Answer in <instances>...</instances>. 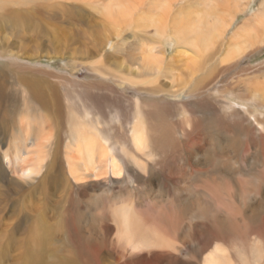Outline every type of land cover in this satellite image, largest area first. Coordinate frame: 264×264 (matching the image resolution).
Wrapping results in <instances>:
<instances>
[{
	"label": "rangeland",
	"instance_id": "rangeland-1",
	"mask_svg": "<svg viewBox=\"0 0 264 264\" xmlns=\"http://www.w3.org/2000/svg\"><path fill=\"white\" fill-rule=\"evenodd\" d=\"M224 1L213 7L228 18L233 16V25L217 44L213 60L201 62V52L173 40L172 25L166 41L156 36L152 22L161 17L166 4L175 16L189 19L204 11L210 0H126L128 17L117 21L105 15L107 0H0V98L5 99L0 102V264H157L156 250L127 252L121 260L117 250L128 246L109 244L117 240V226L111 217L102 219L105 212L130 207L143 230L172 240L160 209L169 208V215L185 224L192 208L204 209L202 199L183 213L175 201L177 196L180 201L189 198L187 182L175 186L161 166L143 157L139 166L134 165L130 141L125 151L117 153L124 169H109L95 178L73 175L72 164L78 160L75 140L82 131L88 135L93 124L113 138L119 135L121 141L131 136L134 124L141 129L146 125L149 137H154L157 160L173 148L180 161L191 148L208 150L206 128L192 131L201 116L211 117L210 125H223L229 130L223 131L242 144L239 163L227 162L238 171L234 178L240 186V202L233 197L231 174L224 168L230 150L213 147L208 166L195 165L189 157L183 171L211 172L210 178L197 180L193 190L231 217L264 213V28L255 30L253 38L258 39L235 62L217 63L240 42L235 33L263 9L264 0L244 1L238 11L233 1ZM155 44L164 48V54L150 52ZM151 64L161 70L150 71ZM191 87H197L193 97ZM29 99L39 117L21 112ZM100 107L105 112L101 116ZM232 120L243 124L231 128ZM220 138L225 137H215ZM252 142L262 155L258 162L253 159ZM17 148L27 160L19 168L11 163ZM22 167L34 168L38 174L24 178ZM136 173L153 174L155 180L138 182ZM219 176L223 188L217 184ZM97 236L109 240L101 249L94 240L87 243ZM222 246L234 264L245 262L239 249L245 250L246 262L251 263L250 244L232 241ZM197 251L198 244L187 246L180 258L201 264L204 255L197 258Z\"/></svg>",
	"mask_w": 264,
	"mask_h": 264
},
{
	"label": "bare ground",
	"instance_id": "bare-ground-1",
	"mask_svg": "<svg viewBox=\"0 0 264 264\" xmlns=\"http://www.w3.org/2000/svg\"><path fill=\"white\" fill-rule=\"evenodd\" d=\"M219 1L210 0L209 5L205 6L206 8L204 9V11L197 14L195 18H189V19L179 16L178 14H176L177 16H175V13L174 12L172 13L171 6L166 4V6L164 7V9L160 14L161 17H158V19H154V21L152 22V25L156 29L155 31L156 36L159 37L160 40L164 39L166 41L167 40L169 41L170 40L169 35L167 36L166 34L168 32L169 27L172 25L171 28L174 37V39L172 38L173 40H176L177 43L186 44L194 48L196 52H201L198 56L201 59V62L202 61L205 62L208 59L213 60L215 53L218 51V48L216 47L217 44L220 45L224 41V36L227 33L229 26L233 25L232 24L233 16L231 18H228L219 11L220 9L219 10L215 9L217 6L214 4ZM230 1H233V3L236 4L235 7L237 8L238 11V7L240 6V4L244 1L248 2L249 0H226L227 3ZM107 3H108L107 5L106 4L104 5V12L107 18H109L110 20L112 19L114 21H117V19L120 17L123 18L128 17L125 11H127V5L129 3L127 2L128 3L127 4L126 0H107ZM213 5L215 8L213 7ZM262 8L263 9H260V12H258L251 20L243 23V26L240 29H238V33L237 32L235 33L239 37L240 42L235 43L232 48H228V52L226 54L225 59L217 62L219 66L227 65L228 63H231L233 61L235 62V59L238 56L242 55L244 48L248 46L250 43L252 44V41L254 39L253 33L255 32V30H258L261 27L264 28V3L262 5ZM226 12L227 11H225V13ZM171 22L173 23L170 24ZM157 44L153 45V47L150 48V52H158V53L163 52L164 54V48L162 49V46L161 45L157 46ZM163 62H164L163 60H160L161 65ZM150 66H152L150 71L151 70L158 71L161 68L158 67L157 64L155 65L151 64ZM97 71L99 72L100 75L105 73L104 70H97ZM199 72H201V70H199ZM204 80L205 79H203L202 82H204ZM191 89L192 91L189 93V96L193 97V94L197 91V87L196 88L191 87ZM1 94L2 93L0 92V97ZM174 96H178V95L174 94ZM3 101H5V99L2 100L0 98V102L2 103ZM27 102L28 103H26L24 109H22L21 112H24L29 116L39 117L40 115L36 105L34 104V101L29 99ZM136 103L137 105H140L138 102ZM96 105L98 104L93 103V106ZM100 108L101 110H98L99 112L97 111L96 112L101 116V113H105V112L102 110V107ZM0 109H2L1 104H0ZM116 119L118 118L116 117ZM226 119L223 118V120ZM210 121H211V117L205 118L201 116V122L197 123L198 125H194V130L192 131V134H194V131H198V130L200 131V129H202L203 127L206 128L205 130L210 140L208 141L209 143L206 142L208 145V150L204 148L200 151V149L197 150L196 147L191 148L189 150V155L183 156L180 159V161L176 159V157H174L175 150H173V148H171L172 150L170 151V153L172 154L164 153L163 155H161V157L159 156V160H157L158 152L156 153V149L154 147L155 146L154 137L153 138L151 136L149 137L150 134L148 131L149 128L146 127V125L141 129L140 124L137 126L134 124L133 131H130L131 136L127 138H123L121 141L119 139L120 138L119 135L116 134L117 138H113L110 134H106L104 130L97 129L96 125H94L91 121L90 123L93 124V130L90 132H93L94 134L92 133L90 134L89 132V134L86 135V133L82 131L81 135H79L80 137L79 138L77 137L75 140L78 160H76V162L72 164L71 173L73 175L80 173V175L83 176L84 178H92V177L95 178L106 174L109 169L114 172L124 169V167L120 164V161L117 160L118 159L117 153L121 151H125L127 149V141H130L134 149V155H131L130 159H132L134 165L139 166V157L141 159L143 157V159L146 160L147 162L151 161L155 163L157 166H161L162 171H164L165 175L169 177V179L170 178L173 179L175 186H179L180 182H187L184 184V186L186 187L185 191L188 192V195L186 196H188L189 198L180 201L179 200L180 197L177 196V199L175 201L176 203H178L179 207H183L184 209L183 213H185L190 210V207L193 204L197 205V202L199 200L202 199L206 200V196L204 194L202 195V193H198L193 190V185L196 183L197 180L199 181L203 177L210 178L211 172L205 171L204 169V171L201 170L197 171L194 175L186 172L185 171L186 169L183 171L182 168L187 167L186 163L189 157H190V161L195 165L200 164V166L201 165L208 166L212 161L210 157V155L212 154V152L210 153L211 149L213 147L214 148L218 147L219 150L222 149H226V151L230 150L233 157L235 156L234 159H232V155L231 157L227 156V160L225 162V164L227 165L224 168L226 169L227 172H230L231 174L230 179L232 180L231 183L233 186L232 187L233 197L237 202V204H239L241 191H240V186L237 183L238 181L236 180V178H234V176L238 171L233 167L231 168L229 166L230 164L228 163L234 160L236 161V164L239 163L238 152L242 148V144L237 138L231 137L234 134L230 136V132L226 134L223 131L224 128L225 130H228L226 127L222 125L223 123H221L222 126L216 124L210 125ZM232 123L233 124L231 125V128L234 129L238 127L240 123L243 124V122L237 120H232ZM216 136L222 138L225 137V138L224 139L220 138L219 140V139H215ZM205 141L206 140H204V142ZM214 142H217V144H215ZM164 143H166V141H164ZM169 144L173 145L174 142L171 141V143ZM251 144L255 150V156L253 159L254 160L256 159V161L258 162L262 158L261 152L259 151L256 142H252ZM185 147L186 146H184V149H186ZM108 154L109 156L107 157ZM22 155H24V151L22 149L20 150V148L19 149L17 148V152L15 154V161H11V163H13L16 166V168L22 166L20 165V162L27 161L24 159L25 157L24 158L22 157ZM224 168L223 170H225ZM21 169H22L21 176L27 179H31L32 177L38 174L34 168L22 167ZM221 174L222 173L218 175ZM263 174H264V170H263ZM181 175H182V179L180 177ZM133 177L138 182H144V180L147 181L155 180V175L153 174L147 177V175L136 173L133 175ZM223 180L224 179L221 176H219L218 178L219 183L217 184H219L221 188H223V182H224ZM261 184L263 185L264 188V182H261ZM190 199H193V202H187ZM205 200H204L205 206L203 210L198 205H197L198 207L195 206L194 208H192V211L194 213L188 219L189 222H187L186 224L184 222H180L179 220H177V218L173 219V217H171L167 211L169 208L167 209L165 207L166 210H164L165 208L160 209L161 217L164 220V224H166L165 226L169 230V236L173 238L172 240L165 237L157 238L148 231L143 230L140 221H138L135 216L131 215L130 212L132 211V209L130 207L128 208L123 206L121 208H117V210H114L113 212L107 210L108 212H105V214L102 216V219L111 217L115 221L117 226L116 229L117 240H111L109 242V240L106 239L104 236H97L95 239L88 238L87 243H91L94 240L95 243H97L96 244L97 246L100 245V249L107 242H109L111 246L117 248H120L119 244L125 243L128 246V250L122 248L121 251L117 250L118 254L120 253L121 255L120 257L121 260L126 258L127 252L131 254H136V253H142L143 251L146 250L147 251L156 250L159 251V253H156L154 255V260L155 263L157 264H195L194 262H192L195 261L192 260V258L187 260H181L180 254L183 252V249H185L187 246H195L196 244H198L199 252L197 251L198 252L197 258H202V255H204L209 248L212 249L211 251L207 252L206 255H204V257L201 260V262L202 261L203 262L202 263L200 262L201 264H234L233 263L234 260L232 258L233 256H231L227 252L229 250L225 251L226 247H223L222 245L226 244L227 242L229 243L233 241L236 243L237 241H239V243L241 242V245H243V243L250 244V250L252 252L251 253L252 260L251 263L249 264H264V247L259 248V245L264 246L263 245L264 244V213H259V214L253 213L252 215H249L247 218L244 215L238 219V217H231L226 212L221 211L220 209L218 210L215 209L213 201L211 200L205 201ZM81 230L83 232V229ZM212 246L214 247L212 248ZM260 249H263L262 253L260 252L261 251ZM244 253L245 250L239 249L238 254L241 256L242 259L245 260V262H241L237 264H248V262H246L247 261L246 259L248 257L246 258V255Z\"/></svg>",
	"mask_w": 264,
	"mask_h": 264
}]
</instances>
